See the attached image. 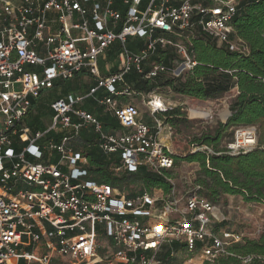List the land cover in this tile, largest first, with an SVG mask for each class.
<instances>
[{"label":"built area","instance_id":"built-area-1","mask_svg":"<svg viewBox=\"0 0 264 264\" xmlns=\"http://www.w3.org/2000/svg\"><path fill=\"white\" fill-rule=\"evenodd\" d=\"M239 1L0 0V264H164L183 250L201 263L231 256L236 264H264V255L230 250L240 237L211 202L176 195L172 178L168 193L97 183L76 146L82 131L95 134L104 154L119 155L114 174L141 165L161 175L171 169L175 154L161 138L159 115L172 106L160 88L136 89L125 78H182L197 64L196 36L245 53L232 26ZM114 44L117 68L103 74L99 58ZM158 50L170 52L167 62L155 60ZM80 73L96 82L89 95L106 91L96 103L125 131H105L77 107L88 96L79 93L51 102L50 125L31 130L32 100ZM121 97L146 99L153 125ZM256 146L257 129L247 125L234 128L223 151L198 145L190 152L238 155Z\"/></svg>","mask_w":264,"mask_h":264},{"label":"trees","instance_id":"trees-1","mask_svg":"<svg viewBox=\"0 0 264 264\" xmlns=\"http://www.w3.org/2000/svg\"><path fill=\"white\" fill-rule=\"evenodd\" d=\"M234 36L246 46L245 53L217 47L204 36L193 40L197 64L182 78L172 79L164 75L154 82L137 81L134 72L128 74L126 82L136 89L150 90L154 87H169L174 93L186 96L190 104L215 99L224 93L236 94L230 105V113H224L214 134L202 133L195 136L191 146L205 145L214 152L221 141V130L231 125H254L257 129V146L244 154H206L196 151L182 157L189 162H198L199 170L194 180L196 194L216 203L223 195H241L245 199L264 201V0H240L232 20ZM114 52L115 50L112 49ZM170 52L158 50L155 60L167 62ZM126 102L124 97H121ZM171 127L179 122L203 115L198 108H191L186 118L179 107H174L159 115ZM105 131L117 127L116 120L109 116H96ZM118 125V124H117ZM40 128V127H36ZM80 136L85 137L82 131ZM87 157V178L97 183H108L114 187L126 188L141 184L144 190L161 189L168 193L172 184L169 170L163 174L149 171L141 165L134 172L122 171L114 174L111 166L120 163L118 153L106 155L97 146L95 134L90 133ZM80 139V138H79ZM176 156H174V160ZM142 190V189H141ZM225 222V221H224ZM224 224V223H223ZM175 247V245H174ZM234 253L264 255V235L257 241H249L240 248H230ZM235 257L221 256L217 264H236ZM164 264H174L173 261Z\"/></svg>","mask_w":264,"mask_h":264},{"label":"rangeland","instance_id":"rangeland-1","mask_svg":"<svg viewBox=\"0 0 264 264\" xmlns=\"http://www.w3.org/2000/svg\"><path fill=\"white\" fill-rule=\"evenodd\" d=\"M159 90L162 91L166 101L172 108L179 107L186 118L190 109L195 107L201 110L203 115H207L195 117L194 119L188 117L187 121L179 122L173 127L164 122L165 130L161 136L163 142L176 156L173 167L169 169L172 173L171 178L176 195L196 193L197 186H195L194 180L199 170V163L184 160L182 156H185L188 150L191 151V142L195 136H200L202 133L214 134L219 122L223 120V114L230 113V105L236 94L224 93L212 100L190 104L186 96L174 93L169 87H161ZM145 101L146 99L139 97L130 101L137 106L143 119L147 118L148 112ZM236 126L238 125H231L221 130L222 137L218 148L223 149L230 141ZM127 188L137 191L144 190V187L139 183L129 185ZM154 190L152 188L149 191L153 192ZM213 204L218 209L219 217H223V221H225L223 222V226H227L229 231L238 234L240 237L238 242L230 245V248H240L249 241L257 242L264 235V201L245 199L241 195L226 194ZM235 254L243 255L240 253ZM188 256L189 254L186 251H178L172 261L174 264H192V262L198 264H217V259L201 263L197 258L190 261Z\"/></svg>","mask_w":264,"mask_h":264},{"label":"crops","instance_id":"crops-1","mask_svg":"<svg viewBox=\"0 0 264 264\" xmlns=\"http://www.w3.org/2000/svg\"><path fill=\"white\" fill-rule=\"evenodd\" d=\"M130 46L133 48L134 47L133 43H131ZM112 49L115 51L113 52ZM117 64H118L117 45L114 44L106 51L104 55H102L99 58V66L101 73L107 74L111 71L116 70ZM95 85L96 82L94 78L90 75H86L83 73L77 74L74 78L69 80H65V81L56 80L52 88L42 91L38 98L32 100L30 111L27 117L25 118L26 125L31 130L46 129L50 125V123L48 124V122L50 121V117L52 115V109L50 107L51 102H53L58 98H62L70 94L73 95L78 93L85 95L88 94V96L80 104L77 105L78 108L84 109L87 112L93 114L94 116L106 115L117 121L116 117L113 115V113L110 110H108L105 106H101L96 103L97 97L106 94V91L104 89H98L93 94L89 95L90 90ZM140 90L147 91L146 89H140ZM125 100L126 102H128L129 100L130 101L134 100V98L125 99ZM142 120L150 126L153 125L152 117L148 114V112H147V118L145 119L142 118ZM117 124L118 123H116L117 126L116 128L112 127L109 128V130L107 131L124 132L125 130L122 129L119 126V124L118 125ZM36 127H40V128H36ZM83 132L86 134V136L83 138L82 136H80V139L76 142V146L77 149H81L86 154L89 148L88 147L89 143L88 141H86V139L90 138L89 136L90 133L92 132H88L87 130H84Z\"/></svg>","mask_w":264,"mask_h":264},{"label":"water","instance_id":"water-1","mask_svg":"<svg viewBox=\"0 0 264 264\" xmlns=\"http://www.w3.org/2000/svg\"><path fill=\"white\" fill-rule=\"evenodd\" d=\"M196 151H194V152H190V154H193V153H195ZM182 157H184V156H182Z\"/></svg>","mask_w":264,"mask_h":264},{"label":"bare ground","instance_id":"bare-ground-1","mask_svg":"<svg viewBox=\"0 0 264 264\" xmlns=\"http://www.w3.org/2000/svg\"><path fill=\"white\" fill-rule=\"evenodd\" d=\"M175 99V98H174ZM156 102H158V99H156ZM159 104H160V101H159ZM170 105V104H169Z\"/></svg>","mask_w":264,"mask_h":264}]
</instances>
